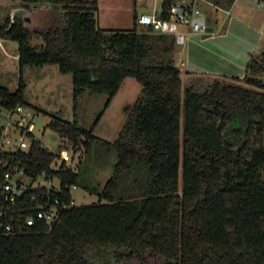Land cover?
I'll return each mask as SVG.
<instances>
[{
    "label": "trees",
    "instance_id": "16d2710c",
    "mask_svg": "<svg viewBox=\"0 0 264 264\" xmlns=\"http://www.w3.org/2000/svg\"><path fill=\"white\" fill-rule=\"evenodd\" d=\"M22 1L60 3L63 14L37 31L42 46L30 43L32 31L21 16L0 23V37L19 43L21 70L15 90L0 84V105L42 110L25 97L23 67L58 64L72 73L75 111L86 88L108 94L89 128L50 114L52 129L88 149L124 79L135 77L142 90L123 107L127 116L115 140L103 141L116 148L118 161L98 202L72 205L79 173L66 161L53 166L59 153L40 142L8 157L33 177L58 178L61 190L51 195L70 206L52 223L0 235V264H89V255L99 264L113 257L151 264L147 254L160 264H264V54H251L246 74L231 77L243 84L216 81L201 90L192 82L183 89L174 37L139 31L137 13L130 29H107L97 23L98 0ZM134 163L148 167L149 187L140 197L116 199L118 179Z\"/></svg>",
    "mask_w": 264,
    "mask_h": 264
},
{
    "label": "rangeland",
    "instance_id": "374dc122",
    "mask_svg": "<svg viewBox=\"0 0 264 264\" xmlns=\"http://www.w3.org/2000/svg\"><path fill=\"white\" fill-rule=\"evenodd\" d=\"M98 0L99 25L109 29H130L133 26L134 13L149 11L153 8L155 0ZM210 10L209 5L205 7ZM209 8V9H208ZM14 11V12H13ZM23 18L26 26L32 31L30 43L42 46V35L37 32L46 30L52 25L53 15L62 16L63 8L60 3L38 1L36 4L25 5L22 0H0V23L5 16L12 14ZM29 18V20H27ZM139 27V31H145ZM36 31V32H35ZM17 40L0 37V84L15 90L19 84L21 75L18 61ZM182 45L176 44L175 53L179 61ZM174 53V56H175ZM183 56V55H182ZM159 57L152 54V59ZM27 83L25 95L29 101L39 106L42 110L36 112L33 117L34 133L41 140V144L51 151L59 153L53 166H58L62 161L72 166L78 173L79 178L75 188H72L73 206H81L98 202V193L104 189L107 180L115 174V166L118 161L117 150L113 145H107L103 141L113 142L121 130L126 112L123 107L132 104L142 90V84L133 76H127L120 89L114 95L109 106L105 109L100 121L94 129L97 139L86 149L81 143L77 148L72 142L64 140L60 134L52 129L48 122L50 114H57L64 119H77L79 125L89 128L98 114L104 109L108 94L94 92L86 88L78 98V106L74 109V84L72 73H64L55 63L43 65H25L22 70ZM216 81L220 83H241L242 81L224 76H211L209 74L184 75L182 88L194 82L198 88L212 85ZM6 112V111H4ZM264 134H262L263 136ZM262 137L261 134H257ZM255 135V137H257ZM148 167L145 164L134 163L131 168L124 171L119 177L118 188L114 192L116 199L140 197L149 187L147 177ZM41 182L48 184L49 179L45 173L38 175L34 184ZM53 183H58V178H53ZM178 188H182V167L178 178ZM106 201V199H103ZM123 252L124 250H120ZM89 264H99L92 256H88ZM149 263L160 264L161 260L146 255ZM108 264H143L138 258L119 259L113 257Z\"/></svg>",
    "mask_w": 264,
    "mask_h": 264
},
{
    "label": "built area",
    "instance_id": "2783aa9c",
    "mask_svg": "<svg viewBox=\"0 0 264 264\" xmlns=\"http://www.w3.org/2000/svg\"><path fill=\"white\" fill-rule=\"evenodd\" d=\"M205 1L155 0L151 10L138 14L137 22L153 32L174 37L176 44H184L191 34L211 33L203 8ZM251 1L264 7V0ZM34 114L35 109L29 105H0V235L20 233L37 221L52 223L60 211L70 206L51 195L53 189L61 190L59 180L53 183V178H48V184H34L38 176L33 177L20 163H11L8 159L17 151H26L37 142L41 144L34 133ZM75 187L73 184L71 191ZM36 188L40 189L38 195L29 194V190Z\"/></svg>",
    "mask_w": 264,
    "mask_h": 264
},
{
    "label": "crops",
    "instance_id": "0c3cea01",
    "mask_svg": "<svg viewBox=\"0 0 264 264\" xmlns=\"http://www.w3.org/2000/svg\"><path fill=\"white\" fill-rule=\"evenodd\" d=\"M203 8L211 33L191 34L180 44L183 56L177 61L176 52L175 60L182 80L195 74L243 77L250 55L264 54V7L251 0H206ZM261 76L264 79V72Z\"/></svg>",
    "mask_w": 264,
    "mask_h": 264
},
{
    "label": "water",
    "instance_id": "95a60500",
    "mask_svg": "<svg viewBox=\"0 0 264 264\" xmlns=\"http://www.w3.org/2000/svg\"><path fill=\"white\" fill-rule=\"evenodd\" d=\"M14 12V11H13ZM14 17V13L12 14V18ZM27 20H29V18H27Z\"/></svg>",
    "mask_w": 264,
    "mask_h": 264
}]
</instances>
